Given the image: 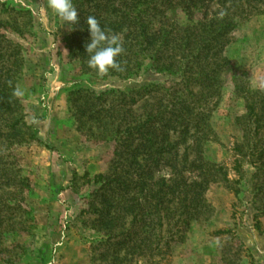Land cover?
<instances>
[{"label": "trees", "instance_id": "1", "mask_svg": "<svg viewBox=\"0 0 264 264\" xmlns=\"http://www.w3.org/2000/svg\"><path fill=\"white\" fill-rule=\"evenodd\" d=\"M213 1L224 11L210 17L206 12L200 20H192L201 6ZM238 1L249 0H74L80 22L67 41L68 50L79 60L81 76L99 77L88 66L85 51L90 39L85 19L92 15L107 33L119 36L124 49L117 58L123 71L110 70L101 79H130L145 64L179 79L171 81V87L151 85L128 93L108 89L98 94L85 88L69 94L72 114L78 120L87 117L99 131L95 138L115 145L114 159L87 201L96 218L91 229L106 248L101 260L110 257L109 264H133L145 252L162 255L183 229L210 210L205 194L212 182L208 178H214L217 167L208 166L203 151L213 133L208 107L219 95L222 74L229 65L221 53L234 28L232 8L238 7ZM178 9L188 17V24L181 25L170 16ZM11 11L31 15L23 9ZM3 28L7 23L0 18ZM21 52V47L0 34V148H5L0 152L27 141L16 91ZM235 91L245 103V114L236 120L242 126V141L235 151L251 159L255 202L261 204L256 210L264 215V87L244 90L238 86ZM143 98L147 99L139 113L133 108ZM181 146H185L183 156L177 153ZM191 153L193 160H189ZM163 170H170V176L156 177ZM11 171L12 166L0 157V213L10 211L0 218V241L9 229L14 230V212L30 216L24 200L10 198L14 196L9 189L22 185ZM186 173L193 176L187 178Z\"/></svg>", "mask_w": 264, "mask_h": 264}, {"label": "rangeland", "instance_id": "2", "mask_svg": "<svg viewBox=\"0 0 264 264\" xmlns=\"http://www.w3.org/2000/svg\"><path fill=\"white\" fill-rule=\"evenodd\" d=\"M215 2L199 7L192 20H200L206 12L210 17L224 11ZM42 3L0 0L6 6L0 7V18L7 23L0 34L22 48L16 91L28 133L27 141L3 150L0 157L22 182L9 189L14 196L10 198L24 200L30 214L14 212V230L9 229L0 241V264H109L110 257L101 260L106 248L91 229L96 218L87 201L114 159L115 145L96 139L99 131L87 117L78 120L72 114L69 94L85 88L98 94L108 89L128 93L151 85L171 87V81L179 79L150 70L147 64L126 80L101 79L99 73L97 78L81 76L79 60L68 50L71 32L67 26L50 13L46 30L33 14V8ZM237 3L238 7L232 8L234 28L221 53L229 65L222 74L219 95L208 107L213 133L203 151L208 166L217 167L214 178H208L212 182L205 194L210 210L183 229L164 254L145 252L133 264H264V215L256 210L261 204L255 202V170L250 158L235 151L242 141V126L236 120L245 114L236 87H264V0ZM12 8L31 15H16ZM170 16L181 25L189 23L180 9ZM147 98L133 109L141 113ZM184 150L185 146L179 147L178 155L183 156ZM194 158L191 153L189 160ZM159 176L168 178L170 170L159 172ZM8 212L2 209L0 218Z\"/></svg>", "mask_w": 264, "mask_h": 264}, {"label": "clouds", "instance_id": "3", "mask_svg": "<svg viewBox=\"0 0 264 264\" xmlns=\"http://www.w3.org/2000/svg\"><path fill=\"white\" fill-rule=\"evenodd\" d=\"M50 13L61 21L63 27L67 26L69 32L75 30L80 22L73 0H43L42 4L33 8V14L46 30L50 25ZM85 24L90 34L85 45L89 54L88 66L99 74H108L110 70L123 71L117 59L124 51L119 36L107 33L95 16H88Z\"/></svg>", "mask_w": 264, "mask_h": 264}]
</instances>
